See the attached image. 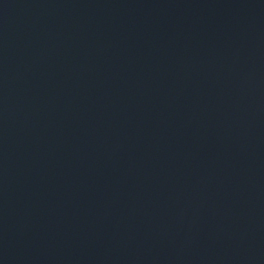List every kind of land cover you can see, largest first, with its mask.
Segmentation results:
<instances>
[{
	"label": "water",
	"instance_id": "1",
	"mask_svg": "<svg viewBox=\"0 0 264 264\" xmlns=\"http://www.w3.org/2000/svg\"><path fill=\"white\" fill-rule=\"evenodd\" d=\"M0 264H264V0H0Z\"/></svg>",
	"mask_w": 264,
	"mask_h": 264
}]
</instances>
